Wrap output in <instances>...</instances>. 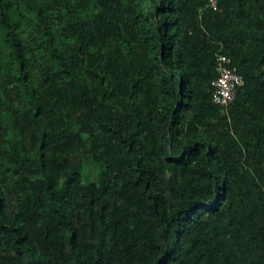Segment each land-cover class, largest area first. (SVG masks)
Masks as SVG:
<instances>
[{
  "label": "trees",
  "instance_id": "obj_1",
  "mask_svg": "<svg viewBox=\"0 0 264 264\" xmlns=\"http://www.w3.org/2000/svg\"><path fill=\"white\" fill-rule=\"evenodd\" d=\"M216 1L0 0V264H264V0Z\"/></svg>",
  "mask_w": 264,
  "mask_h": 264
},
{
  "label": "built area",
  "instance_id": "obj_2",
  "mask_svg": "<svg viewBox=\"0 0 264 264\" xmlns=\"http://www.w3.org/2000/svg\"><path fill=\"white\" fill-rule=\"evenodd\" d=\"M208 2L211 7H217L216 0ZM216 72L217 76L212 81L213 101L227 112L236 98L239 86L244 83V78L231 57L223 53L216 55Z\"/></svg>",
  "mask_w": 264,
  "mask_h": 264
},
{
  "label": "rangeland",
  "instance_id": "obj_3",
  "mask_svg": "<svg viewBox=\"0 0 264 264\" xmlns=\"http://www.w3.org/2000/svg\"><path fill=\"white\" fill-rule=\"evenodd\" d=\"M95 173H96V172H93V173L91 174V176H90L91 179L94 178Z\"/></svg>",
  "mask_w": 264,
  "mask_h": 264
},
{
  "label": "clouds",
  "instance_id": "obj_4",
  "mask_svg": "<svg viewBox=\"0 0 264 264\" xmlns=\"http://www.w3.org/2000/svg\"><path fill=\"white\" fill-rule=\"evenodd\" d=\"M240 87V86H239ZM230 108V107H229ZM223 109V108H222ZM224 110V109H223ZM229 110V109H228ZM226 112V111H225ZM228 112V111H227Z\"/></svg>",
  "mask_w": 264,
  "mask_h": 264
}]
</instances>
